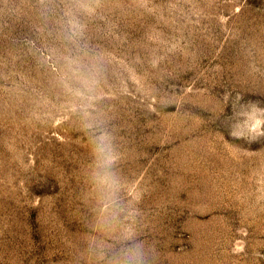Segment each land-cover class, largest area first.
I'll return each mask as SVG.
<instances>
[{"label":"rangeland","instance_id":"374dc122","mask_svg":"<svg viewBox=\"0 0 264 264\" xmlns=\"http://www.w3.org/2000/svg\"><path fill=\"white\" fill-rule=\"evenodd\" d=\"M251 102L264 0H0V264H264Z\"/></svg>","mask_w":264,"mask_h":264},{"label":"clouds","instance_id":"9594fccd","mask_svg":"<svg viewBox=\"0 0 264 264\" xmlns=\"http://www.w3.org/2000/svg\"><path fill=\"white\" fill-rule=\"evenodd\" d=\"M251 108V111L241 113L246 117L242 123H237L234 127L229 126L228 135L233 139L255 140L264 136V108L260 107L258 102H251ZM94 144L100 169L99 180L104 184L109 183L114 179L110 169L116 157L108 133L101 130L95 136Z\"/></svg>","mask_w":264,"mask_h":264}]
</instances>
